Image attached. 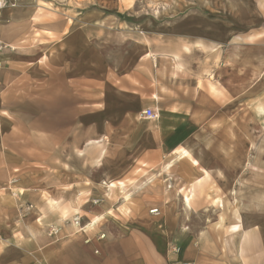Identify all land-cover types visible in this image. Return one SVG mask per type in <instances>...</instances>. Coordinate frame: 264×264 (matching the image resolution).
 Segmentation results:
<instances>
[{"label": "crops", "instance_id": "obj_1", "mask_svg": "<svg viewBox=\"0 0 264 264\" xmlns=\"http://www.w3.org/2000/svg\"><path fill=\"white\" fill-rule=\"evenodd\" d=\"M47 2L54 8L46 4L38 6L42 18L37 23L35 50L26 42L29 6L11 9L0 23V40L8 46L0 51V170L17 168L25 162L20 158L16 165L12 160L14 150L28 151L14 148L21 143L13 141L15 131L10 123L23 118L19 115L21 109L14 111L19 112L17 116L12 115V103L23 104L24 90L34 88L33 85L37 89V103L42 106L40 111L43 109L41 114L47 115L51 122L47 129L36 134V151L54 154L53 169H62L63 161L58 154L74 151L75 147L80 150L86 141L99 137L104 138L107 153L115 154L116 162H120L123 154H133V158L142 154L154 159L179 153L184 144L190 143L199 133L202 119L199 75L203 65H196L195 58L202 57L203 52L191 38L183 37L179 24V29L174 26L171 33H166L157 27L154 18L148 17L150 31L146 42L132 28L101 25V32H94L91 19L81 14L62 15L56 9L63 7ZM194 13L185 18L198 14ZM171 15L172 21L175 20L174 14ZM158 39L161 45L156 48ZM32 67H36V82L24 81ZM131 103L134 109L127 111L125 106ZM147 108L154 109L156 117L143 119L137 113ZM61 113L74 116L79 128L60 124ZM106 147L101 151V162L106 159ZM182 161H167L164 168H171L174 163L182 170L202 166L204 176L198 177L197 183L209 176L205 169L213 168L202 157L197 164L190 160L191 168L190 162ZM42 162L48 161L43 158ZM101 162L100 171L105 166ZM105 167L99 181L85 179L99 184L100 193L108 197L113 188H122L124 183L110 179ZM4 173L0 171V264H238L237 249L233 254L231 248L237 234H240V264H264V251L253 254L246 251L255 244L253 233L243 229L234 210L231 213L234 221H225L231 216L220 211L219 220L210 224L186 223L178 218L179 211L172 208L163 211L157 208L153 214L144 211L114 221L109 218L111 210L104 207L88 214L78 206L79 198L74 192L71 195L53 189L56 191L52 193L49 188H37V192L28 194L31 188L22 181L15 185L16 189L21 187L19 193L13 192L12 185H9L12 191L3 192L5 188L1 185L7 182ZM217 174L223 176L220 169ZM105 175L113 181V187L107 184ZM51 179L53 186L72 184L75 189L76 185H84V197L91 195L87 182L80 177ZM173 181L171 178V186L175 185ZM130 195L126 193L124 200L128 201ZM193 195L192 192L184 195L187 205ZM21 201L34 207L32 215H28L30 221L22 224L17 220L16 210ZM194 212L206 216L204 210H185L189 215ZM76 216L83 217V225L72 221ZM49 225L58 229L51 236L45 233ZM27 232L28 235H23Z\"/></svg>", "mask_w": 264, "mask_h": 264}, {"label": "rangeland", "instance_id": "obj_2", "mask_svg": "<svg viewBox=\"0 0 264 264\" xmlns=\"http://www.w3.org/2000/svg\"><path fill=\"white\" fill-rule=\"evenodd\" d=\"M4 1L3 7L0 8V23L11 9L29 6L27 9L30 25L26 42L34 50L37 43V23L42 18L40 14L42 9L38 6L46 4L54 8L53 4L47 1L65 8L55 7L57 11L63 13L62 15L81 14L88 20L91 19L94 32L100 33L101 25L123 30L132 28L139 32L146 42L147 31H150L148 17L154 18L158 23L157 27L166 33H171L172 28L179 24L180 29L177 28L183 29V37L191 38L190 41L196 42L203 52L202 57L195 58L198 62L196 65H203V72L199 75V79L202 77L200 87L203 94L202 104L199 105L202 118L199 121L200 131L182 148H190V160L195 161V163L192 161L194 164L202 157L213 168L205 169L209 176L202 178L200 183H197L196 179L204 176L202 166H196V170L189 168L182 170L174 163L171 168L165 169V163L171 160L173 162L187 160L191 168L189 159H179L182 148L179 153L158 155L154 159L145 158L142 154L139 158L137 156L133 158V154H123L120 162H116L113 158L115 154L107 153V147L103 144L104 138L99 137L86 141L80 150L75 147L74 151L58 154L60 156L58 159L63 161L60 162L62 169H53L54 154L44 155L36 151V134L44 128L47 129L51 122H48L47 115L41 114L43 109L40 111L42 106L37 103V89L33 85L34 88L24 90L26 97L23 94V104L12 103V115L15 117L21 112L19 115L23 118L14 119L10 123L12 130L15 131L13 141H19L22 146L14 148L23 150L28 148V151L13 152V162L18 164L22 158L25 161L22 166L16 164L17 168L0 170L5 172L7 180L1 185L5 188L3 192H10L13 189V192L19 193L22 191L21 187L16 189L15 185L20 181L31 188L28 194L37 192V188H49L51 191L60 189L59 192H69L71 195L74 192L79 198L78 206L87 210L88 214L93 215L97 209L104 207L111 210L109 218L114 221L144 211L153 214L150 212L153 208L161 211L172 208L179 211L178 218L186 223L210 224L216 219L219 220L220 211L221 214L223 211L230 214L231 218L227 216L225 221H234L231 213L233 214L232 211L237 208L242 214L239 220L243 224V229L253 233L255 241L252 250L247 248L246 251L252 254L257 250L264 251V0ZM195 11L198 12L195 17L185 18L187 14ZM172 13L176 18L173 21ZM159 40L155 41L156 48L161 45ZM0 45V51L8 47L1 40ZM23 80L36 82V67H32ZM134 106L131 103L125 106V109L133 111ZM143 111L137 110V113L144 119ZM69 115L61 113L59 123L78 127L74 116ZM94 147H99V150ZM105 147L106 159L101 162V151ZM85 150L87 152H84ZM43 158L47 159L46 164H43ZM100 162L105 164L110 179H119L124 183L122 188H113L108 197L103 192L100 193L99 184L92 183V180L99 181L103 177L104 167L100 171ZM218 169L223 172V176L217 174ZM180 170L184 172L183 175ZM60 176L80 177L82 181L87 182L90 197H84L86 189L84 185H76L77 189H72L74 186L72 184L51 185V178ZM182 176L187 179H182ZM193 177L194 179L188 180ZM217 177L221 179L218 180ZM171 178L175 179L173 186L170 185ZM48 179L50 180L44 184ZM9 185H12V189ZM103 186L105 188V185ZM190 192L194 195L190 205H187L183 197ZM125 193H131L128 201L123 198ZM19 203L18 208L16 207L17 220L22 224L24 221H30L28 215H32L34 207H29L26 201ZM185 210L186 212L204 210L206 216H198L195 212L189 215ZM82 218L76 216L72 221L83 225ZM55 232L57 230L52 225L45 229L47 236ZM26 234L28 235V232L23 233ZM239 239L240 234H237L235 238L237 241L232 242L231 246L233 254L237 249L238 264H240Z\"/></svg>", "mask_w": 264, "mask_h": 264}, {"label": "bare ground", "instance_id": "obj_3", "mask_svg": "<svg viewBox=\"0 0 264 264\" xmlns=\"http://www.w3.org/2000/svg\"><path fill=\"white\" fill-rule=\"evenodd\" d=\"M190 153H191V150H190V148H182L181 149V151H180V158H188V159H190ZM193 161V160H192ZM194 163H195V161H193ZM106 180H107V178H106ZM107 182V184H109V186H111V187H113L114 186V184H113V182H111V181H109V180H107L106 181ZM121 188V187H120ZM126 194V193H125ZM51 204V203H50ZM54 204V203H53ZM63 209V208H62ZM150 211H154L153 209H151ZM234 212L237 214V218H238V220H239V217H240V214H239V212H238V209L237 208H234ZM93 221H96V219H94ZM92 221V222H93ZM240 221V220H239ZM91 222V223H92ZM234 226V225H233ZM58 230V229H57Z\"/></svg>", "mask_w": 264, "mask_h": 264}, {"label": "built area", "instance_id": "obj_4", "mask_svg": "<svg viewBox=\"0 0 264 264\" xmlns=\"http://www.w3.org/2000/svg\"><path fill=\"white\" fill-rule=\"evenodd\" d=\"M4 0H0V8L3 7L4 5ZM1 48V45H0ZM144 117L145 118H154L156 117L157 113L154 109L152 108H147L143 111ZM154 211H150L151 213H156L157 212V208H153Z\"/></svg>", "mask_w": 264, "mask_h": 264}]
</instances>
